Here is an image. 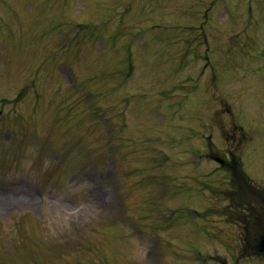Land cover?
<instances>
[{
    "label": "rangeland",
    "instance_id": "obj_1",
    "mask_svg": "<svg viewBox=\"0 0 264 264\" xmlns=\"http://www.w3.org/2000/svg\"><path fill=\"white\" fill-rule=\"evenodd\" d=\"M213 146L264 186V0H0V264H264Z\"/></svg>",
    "mask_w": 264,
    "mask_h": 264
}]
</instances>
